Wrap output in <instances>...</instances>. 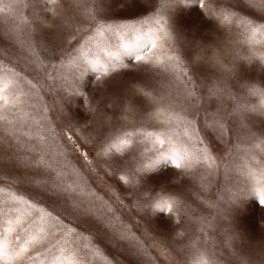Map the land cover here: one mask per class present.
<instances>
[{
    "label": "snow or ice",
    "instance_id": "1",
    "mask_svg": "<svg viewBox=\"0 0 264 264\" xmlns=\"http://www.w3.org/2000/svg\"><path fill=\"white\" fill-rule=\"evenodd\" d=\"M112 2L124 7L94 17L87 10V0H73L63 9L55 7L59 0H43L44 12H51V19L45 15L40 22L45 28L38 39L45 42L42 51L49 55L44 59L30 56L31 70L21 68L11 59L5 62L4 50L0 49V264H100V261L113 264L99 245L107 242L119 245L129 239L128 231L138 227L125 217L122 206L134 209L150 234L164 237L159 244L168 243L171 247L169 238L173 234L179 237L185 234L181 221L186 205L178 198L184 194L183 177L189 176L193 169H205L207 178L214 172L215 160L204 146L197 116L201 105L209 99L222 100L231 95L227 81L218 80L205 94L204 86L198 84L192 73H187L191 78H177L174 94L170 91L168 98L160 95L158 81L174 75L170 66L179 65L185 57L192 63L189 49L202 46L196 44L195 38L181 41V34L164 19L163 9L173 0H162L160 13L136 23H102L101 20L127 18L126 13L136 10L147 12L146 5L151 0ZM179 2L204 10L197 29L201 39H207L202 33L208 25L210 32L218 31L217 22L230 20L239 21L240 27L253 35L264 32V24L255 23V19H264V0H233L226 7L217 4L215 8H210L207 0ZM6 10L7 6L0 7V13ZM238 12L255 19H242ZM79 24H86L95 36L108 34V40L118 43L98 42L95 53L91 49L85 51L79 44L68 51L66 45H72L77 34L84 31ZM196 26L194 21L187 24L189 30ZM174 32L175 42L183 50L180 54L169 51ZM31 39L30 34L22 31L16 37L22 47L27 43L34 53L41 45L31 44ZM94 39L89 35L86 42ZM76 48H81L80 57L72 55ZM125 58L129 63H125ZM256 58L255 53L249 56L250 60ZM259 59L264 60V56ZM52 60L60 62L53 64ZM89 72L96 74L95 84L91 76L85 80ZM120 81L126 87H113ZM194 83L198 85L199 96L197 88H188ZM45 87L50 97L68 89L80 97L76 108L58 112L64 122L63 132L48 118L43 96L34 94L43 92ZM251 94L264 98V92L255 88ZM163 105H167L168 119L160 121L161 125L183 126L184 145L174 143L168 132L147 133L152 138V147L145 151L152 155L144 162L136 154L130 156L133 132L109 135V129L114 133L129 114L151 112L159 116ZM243 108L245 112L256 110L246 105ZM260 108L264 113V103ZM203 127L206 136L211 138L215 133L221 140L233 131L222 115L211 125L205 122ZM228 159H232V153ZM240 176L246 196H253L256 203L264 206V170L246 167L240 170ZM173 177L177 178V184L162 189H170L171 195L159 194L157 186ZM202 187L210 189V179ZM235 210L231 208L226 213L217 208V216ZM233 224L235 219L228 225V231H234ZM247 240L246 246L241 243L239 251L224 253L219 260L224 264H251L245 249L252 247V238L247 236ZM146 249L145 241L137 247V256ZM197 255L201 258L198 264H217L212 258L215 253L207 261L204 253Z\"/></svg>",
    "mask_w": 264,
    "mask_h": 264
},
{
    "label": "rangeland",
    "instance_id": "2",
    "mask_svg": "<svg viewBox=\"0 0 264 264\" xmlns=\"http://www.w3.org/2000/svg\"><path fill=\"white\" fill-rule=\"evenodd\" d=\"M207 2L210 8H215L217 4L226 7L233 0H207ZM72 3L73 0H59L55 7L63 9ZM161 5L162 0H151V3L146 5L149 9L147 12L141 13L136 10L132 13H126L127 18L101 20V22L136 23L145 17L156 16L162 11ZM5 6H7V10L0 13V49L4 50L3 58L5 62L11 59L14 63H19L21 68L31 70L33 65L29 63L30 56L35 59V56L39 55L40 59H44L45 56L49 55L42 51L45 42L38 38L42 35V29L45 28V25L40 22L44 20L45 15L51 19V12L45 14L46 6L43 0H0V7ZM47 7L52 8L54 6L47 5ZM123 7V4L113 3L112 0H87V10L94 17H102L109 12H118ZM232 10L235 11V9ZM203 11L199 9L198 5H185L179 0H173L168 8L163 9L164 19L181 34L179 37L181 41L195 38L196 44L202 47L189 49L192 53V63H189L185 57L179 65L172 64L170 72L174 75H169L167 80H159L158 87L161 90L160 95L168 98L170 91L173 94L175 92L177 78L183 80L191 78L185 75L187 73H192L198 84L204 86L205 94L218 80L227 81L231 95H225L222 100L209 99L201 105V111L197 116L204 146L208 148L215 160L214 172L210 178H207L205 169H193L189 176L183 177L186 181L184 194L178 198L182 199L186 205L181 221V230L185 234L182 237L173 234L169 238L172 242L171 247L168 243L159 244V241L164 237L155 233L150 234L147 226L139 219L135 210L122 206L125 217L138 227L128 231L129 239L119 245L111 242L99 245L104 254L113 261V264H184V262L198 264L201 259L197 255L198 252L204 253L203 258L206 261L210 259V254L215 253V257L212 258L217 260V264H224L222 260H219V257L224 253L239 251L241 243L246 246L248 244L247 236L252 238V247L245 249L251 264H264V235H262L264 232V206L256 203L253 196H246V186L241 182L240 176V170L246 167L264 170V134H262L264 133V113L260 108V105L264 103V98L259 94H251L252 88L264 92V60L259 59V57L264 56V32H257L253 35L251 31H246L240 27L239 21L230 20L225 23L217 22L218 31L210 32L211 25H208L202 33L207 39H201V33L197 29L200 27V13ZM237 14L242 19H255L245 15L244 12ZM193 21L196 22L197 26L189 30L187 24ZM255 23L262 25L264 19H255ZM77 26L83 28L84 31L77 34L72 45H66L68 51L79 44L85 51L91 49L95 53L98 42L118 43L114 39L108 40V34L95 36V33L87 30L86 24ZM21 31L25 35H31V44L41 45L35 48L34 53L29 49L27 43L22 47L21 43L16 40ZM89 35L94 36L95 39L86 42ZM175 40L174 32L170 42L172 49L169 51L180 54L183 50ZM253 53L257 58L250 60L249 56ZM72 55L80 57L81 48H76ZM200 56L205 57V59H199ZM103 59L101 56V61ZM59 62V60L51 61L53 64ZM125 63H129L127 58H125ZM95 75L89 72L85 80L91 76L93 77V84H95ZM169 81L172 83L171 88H169ZM113 87L122 89L126 87V83L120 81ZM194 87L197 88V96H199L198 85L196 83L188 85L190 89ZM34 94L43 96V103L48 108V118L53 126H57L58 131L63 132L65 130L64 122L60 119L58 112L60 110L67 112L69 108H76L80 97L73 95L72 89L61 91L50 97L46 87L43 92H34ZM53 100H55V105ZM245 105L249 109L255 108L256 110L245 112L243 108ZM166 107L167 105L160 107L159 116H154L151 112L129 114L127 121L118 124L114 133L109 129V135H123L124 131L133 132L134 143L130 150V156L136 154L144 162L149 155H152V153L145 151L146 148L152 147L150 142L152 138H149L147 133L168 132L173 135L174 143L184 145L186 137H184L183 126L175 123L171 126L165 123L162 126L160 123V121L166 122L168 119ZM221 115L226 125L232 128V133H226L223 140L215 133L212 134L211 138L206 136L203 127L205 122L211 125L213 120L219 119ZM225 141L229 142L226 143ZM213 145H215V150ZM230 153H232L231 160L228 159ZM175 171L177 170L173 169V172ZM209 179L210 189L203 188L202 185H206ZM169 184H177V178L173 177L170 181L162 182L157 186V192L165 196L171 195L170 189L162 191ZM217 208L224 209L226 213L231 208L236 210L218 218ZM149 215L152 214L149 213ZM165 216L167 217L168 214L165 213ZM233 219H235V224L232 225L234 231H228V225ZM145 241L147 242L146 251L137 256V247ZM100 264H104V261H100Z\"/></svg>",
    "mask_w": 264,
    "mask_h": 264
}]
</instances>
